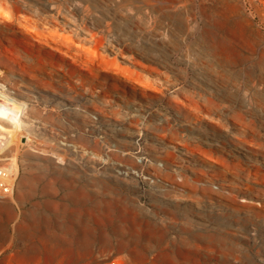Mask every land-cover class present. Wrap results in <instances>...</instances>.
I'll list each match as a JSON object with an SVG mask.
<instances>
[{"label":"rangeland","instance_id":"374dc122","mask_svg":"<svg viewBox=\"0 0 264 264\" xmlns=\"http://www.w3.org/2000/svg\"><path fill=\"white\" fill-rule=\"evenodd\" d=\"M5 101L0 264H264V0H0Z\"/></svg>","mask_w":264,"mask_h":264},{"label":"crops","instance_id":"0c3cea01","mask_svg":"<svg viewBox=\"0 0 264 264\" xmlns=\"http://www.w3.org/2000/svg\"><path fill=\"white\" fill-rule=\"evenodd\" d=\"M87 47H91V45L87 42ZM86 47V48H87ZM93 56H92V55ZM87 57H89L90 59H92V57L94 58V61L99 65V70L100 71H103V72H117L118 74H121L123 76H126V77H129V78H132V80L134 81V83L140 85V86H148V80L143 77V76H138V77H134V76H131L130 73H126V71H123V70H118V69H113L111 66L108 65V61H102L101 58L99 57L98 53H91V51L89 50L87 53H86ZM99 58H100V61H99Z\"/></svg>","mask_w":264,"mask_h":264},{"label":"built area","instance_id":"2783aa9c","mask_svg":"<svg viewBox=\"0 0 264 264\" xmlns=\"http://www.w3.org/2000/svg\"><path fill=\"white\" fill-rule=\"evenodd\" d=\"M11 170L0 166V195H12L13 181L10 179ZM111 264H119L113 261Z\"/></svg>","mask_w":264,"mask_h":264},{"label":"bare ground","instance_id":"6f19581e","mask_svg":"<svg viewBox=\"0 0 264 264\" xmlns=\"http://www.w3.org/2000/svg\"><path fill=\"white\" fill-rule=\"evenodd\" d=\"M248 111V110H247ZM0 112L4 113V115L8 117H15L16 114L12 112V110L8 107V101L0 103ZM243 116V115H242ZM241 118V117H240ZM174 176V175H173ZM174 178V177H173ZM186 181V180H185Z\"/></svg>","mask_w":264,"mask_h":264}]
</instances>
